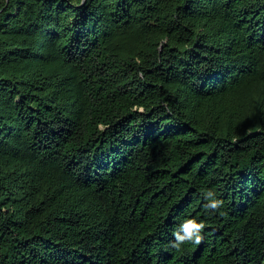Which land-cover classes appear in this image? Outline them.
Returning <instances> with one entry per match:
<instances>
[{
  "label": "trees",
  "instance_id": "16d2710c",
  "mask_svg": "<svg viewBox=\"0 0 264 264\" xmlns=\"http://www.w3.org/2000/svg\"><path fill=\"white\" fill-rule=\"evenodd\" d=\"M0 264H264V0H0Z\"/></svg>",
  "mask_w": 264,
  "mask_h": 264
},
{
  "label": "clouds",
  "instance_id": "9594fccd",
  "mask_svg": "<svg viewBox=\"0 0 264 264\" xmlns=\"http://www.w3.org/2000/svg\"><path fill=\"white\" fill-rule=\"evenodd\" d=\"M206 196L209 197V202L205 205L207 209H218L224 203L222 198L215 194L214 189L206 191ZM205 220L196 216H187L174 229V239L171 243L175 247H180L185 241L199 242L202 238V229L204 228Z\"/></svg>",
  "mask_w": 264,
  "mask_h": 264
}]
</instances>
